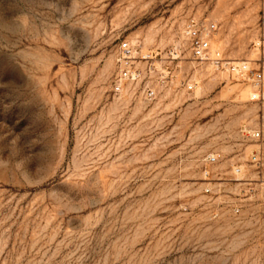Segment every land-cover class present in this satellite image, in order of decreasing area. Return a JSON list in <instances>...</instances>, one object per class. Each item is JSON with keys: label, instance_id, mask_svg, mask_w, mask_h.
<instances>
[{"label": "rangeland", "instance_id": "rangeland-1", "mask_svg": "<svg viewBox=\"0 0 264 264\" xmlns=\"http://www.w3.org/2000/svg\"><path fill=\"white\" fill-rule=\"evenodd\" d=\"M190 18L260 57L264 0H0V264H264V102L193 59ZM124 40L151 103L116 88Z\"/></svg>", "mask_w": 264, "mask_h": 264}, {"label": "built area", "instance_id": "built-area-1", "mask_svg": "<svg viewBox=\"0 0 264 264\" xmlns=\"http://www.w3.org/2000/svg\"><path fill=\"white\" fill-rule=\"evenodd\" d=\"M217 29L214 22L200 20L195 18L188 19L183 26V35L191 51V55L195 61L199 63H210L217 70L228 73L229 76L238 79L252 88L251 99L254 101L264 102V35L262 39L254 44L256 49H259L260 57L254 61H237L227 58L224 53L212 45V36ZM159 53H151L144 57L152 60ZM135 47L129 40H124L120 43L117 53V64L119 67V76L116 79V88L121 87V82L124 80L141 81L150 78L155 74L156 67L154 63L147 64L144 68L136 64ZM177 58H175L176 60ZM149 62V61H148ZM196 83L189 81L185 84L188 91H193ZM142 97L148 103L153 102L157 97V89L152 81L144 82L142 89ZM244 135L259 139L261 130L255 129L252 131L246 128L242 129ZM252 159H258V152L252 153ZM217 160L215 155L208 157V162L214 163ZM237 171H240L237 168Z\"/></svg>", "mask_w": 264, "mask_h": 264}, {"label": "bare ground", "instance_id": "bare-ground-1", "mask_svg": "<svg viewBox=\"0 0 264 264\" xmlns=\"http://www.w3.org/2000/svg\"><path fill=\"white\" fill-rule=\"evenodd\" d=\"M144 57H147V55H145Z\"/></svg>", "mask_w": 264, "mask_h": 264}]
</instances>
